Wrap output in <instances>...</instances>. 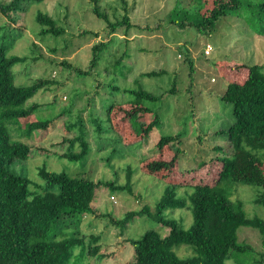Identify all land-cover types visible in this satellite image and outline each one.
<instances>
[{
  "label": "rangeland",
  "instance_id": "rangeland-1",
  "mask_svg": "<svg viewBox=\"0 0 264 264\" xmlns=\"http://www.w3.org/2000/svg\"><path fill=\"white\" fill-rule=\"evenodd\" d=\"M10 1L0 0L3 3ZM240 1V7L221 16L215 28L210 30L196 25L183 28L170 21L175 9L179 17L187 11L190 0H128L134 28L126 33L123 27L111 35L106 19L94 15L93 0H44L29 7L24 20L26 33L8 53L28 57L14 68L16 83L30 85L40 78H52L57 83L39 91L24 106L38 103L40 107L37 110L6 122L13 139L38 146V149L39 146L48 149L41 153L34 148L28 159L15 161L11 169L32 180V191H41L36 184L43 183L38 178L39 168L43 165L50 171L65 170L73 177L85 176L103 182L92 202L97 215L83 217L81 232L87 241L90 235L100 237L99 244L105 257L100 259L83 248H77L69 264H125L133 260L135 251L130 240L139 239L150 230L166 236L170 228L148 214L132 219L126 226H118L108 216H102L103 213L122 219L127 212L140 210L145 205L154 212L168 185H182L176 186L177 195L185 196L194 190L189 184L200 181L212 184L215 181L221 166L216 155L226 156L231 149L225 131L234 122L233 106L222 98L229 82L227 77L233 75L235 80L243 81L247 70L242 65H264V16L259 6L264 0ZM119 3V0L97 2L111 20L118 16L117 9L123 12L118 8ZM195 6L200 7V3L195 2ZM196 7L189 11L188 17L192 21L198 19ZM39 11L54 16L66 32L59 36L40 35L42 26L36 19ZM7 21L10 20L0 11V26ZM9 36V31L6 34L0 28V43L8 40ZM110 39L113 42L109 52L102 54L97 68L90 75L80 77L61 64L68 60L87 69L92 58V46ZM122 54L125 56L123 62L114 68ZM160 70L163 74L159 76L140 75ZM139 87L161 97L156 101H145L152 112L143 113L137 120L130 119L131 130L139 136L135 131L141 130L143 123L151 122L156 116L160 125L147 139L132 143L130 137L124 136V128L128 124L123 110L117 107L111 112L115 130L109 129L96 136L89 121L91 109L94 108L98 121L106 127L105 106L112 101L122 103L132 99V95L124 93L123 89ZM173 87L175 91L169 92ZM79 93L82 95L77 97ZM74 102L71 115L57 117L61 110ZM80 111L89 130L90 153L85 161L73 162L60 158L51 142L66 134L65 125L74 123ZM47 119L52 121L45 135H42L44 128L31 129V123ZM77 133H80L79 125L75 129ZM73 135L71 132L67 136ZM120 135L124 136L122 140ZM164 135L177 137L172 148L179 155L176 168L169 174H148L144 169L147 158L156 154L157 142ZM80 148L78 144L76 151ZM172 150L166 147L165 154H172ZM204 161H207L204 167L193 169ZM127 181L130 182L129 187H121ZM110 183H113V188ZM233 188L236 189L233 198L245 203L249 216L264 218V205L255 202L261 187L234 183ZM165 215L180 221L185 228L193 223L189 208L170 209ZM239 231L240 239L254 249L242 257L233 254L227 264H253L259 252L264 253L261 234L252 227H242ZM193 248L186 243L174 247L182 258L192 256Z\"/></svg>",
  "mask_w": 264,
  "mask_h": 264
},
{
  "label": "trees",
  "instance_id": "trees-1",
  "mask_svg": "<svg viewBox=\"0 0 264 264\" xmlns=\"http://www.w3.org/2000/svg\"><path fill=\"white\" fill-rule=\"evenodd\" d=\"M42 1L44 0L0 2V11L10 20L0 28L4 29L6 34L8 31L11 33L8 40L0 43V264H69L77 248H83L90 255H97L100 259L105 257L101 252L100 237L90 235L87 241V237L81 232L83 217L97 215L92 202L97 188L103 184L102 181L85 176L73 177L65 170L50 171L43 165L38 171V178L43 183L36 184L41 191H32L30 188L32 180L11 169L15 161L28 159L34 148L41 153L48 150L45 146H39L38 149V146L34 147L13 139L6 123L10 119L29 115L37 110L40 107L38 103L24 106L39 91L57 83L52 78H40L30 85H18L14 68L24 63L28 57L8 54L17 40L26 33L24 20L29 7ZM119 1L118 8L123 12L117 9L118 16L111 20L97 4L98 0H93V13L96 17L106 19L110 35L123 27L128 33L135 25L129 15L128 0ZM195 2H199L200 7H196ZM177 5H180L179 2ZM187 5L189 8L181 17L175 9L170 21L183 28L196 25L212 30L219 18L240 7L241 1L190 0ZM259 6L264 16V1ZM194 7L198 8V11H195L198 12L196 14L198 19L192 21L188 16ZM36 19L42 26L40 35L59 36L66 32L65 27L48 13L39 11ZM95 35L97 36V33ZM112 42L113 39H110L96 42L92 46V58L87 69L75 66L68 60L62 61L61 64L74 70L78 76L86 77L97 68L102 54L109 52L108 48ZM123 57L125 58L124 54L115 62L119 64L114 68L121 65ZM243 66V69L247 70L246 78L240 81L235 80L233 75H228L229 82L222 95V98L233 106L234 122L225 131L231 149L226 156L216 155L221 166L215 181L212 184L201 181L189 184L188 186H192L194 190L185 196L177 195V187L182 185H168L154 212L145 205L140 210L127 212L122 219L102 214L111 218L118 226H126L132 219L148 214L152 219L170 228L166 236L150 230L141 238L130 240L135 253L133 260L125 264H227V260L231 259L233 254L242 257L254 249L247 241L240 239L239 230L242 227L257 229L264 245V218L258 215L249 216L245 210V203L233 198V192L236 190L233 188L234 183L251 184L262 188L255 202L264 205V65L246 63ZM162 74L163 70L147 71L140 75L155 77ZM112 88L121 91L116 85H112ZM174 91V87L169 90ZM123 92L126 94L129 92L133 98L122 103L112 101L105 106L106 127L98 121L94 108L91 109L89 121L96 136L109 129L115 130L111 112L118 107L123 110L125 123L128 124V127L124 128V136L130 137L132 143L147 139L151 131L160 125L159 117L156 116L149 123H143L142 129L135 131L140 137L131 130L129 120L133 118L137 120L143 113L152 112L145 101H156L161 96L141 87L125 88ZM80 95L82 94L79 93L77 97ZM74 105L75 102L67 109L61 110L57 117L71 115ZM77 118L74 123L65 125L66 134L61 139L51 142V147L57 148L55 152L60 158L73 162L85 161L90 153V144L87 140L89 130L81 111ZM51 121L49 119L35 121L31 123V129L44 128L42 135H45ZM77 125L80 133L75 134ZM71 132H74V135L67 136ZM124 136L120 135V139L122 140ZM176 138L164 135L159 139L156 154L147 158L149 160L144 167L148 174L173 173L179 156L176 150H172ZM78 144L81 147L80 151H76ZM166 147L172 150V154H165ZM206 163L207 161H204L193 169H201ZM109 185L114 187L113 183ZM129 185L130 182L127 181L121 187L127 188ZM111 198L116 202L114 196ZM177 208L191 210L193 223L189 228L165 215L167 210ZM183 243L194 247L192 256L182 258L177 254L175 245ZM263 262L264 253L259 252L253 264Z\"/></svg>",
  "mask_w": 264,
  "mask_h": 264
},
{
  "label": "built area",
  "instance_id": "built-area-1",
  "mask_svg": "<svg viewBox=\"0 0 264 264\" xmlns=\"http://www.w3.org/2000/svg\"><path fill=\"white\" fill-rule=\"evenodd\" d=\"M210 47V46H209ZM207 53H209V49L206 50Z\"/></svg>",
  "mask_w": 264,
  "mask_h": 264
}]
</instances>
